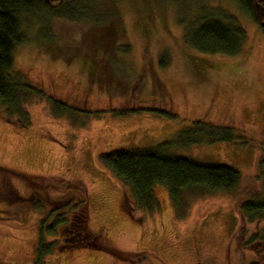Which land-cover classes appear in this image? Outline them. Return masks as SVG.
<instances>
[{"label": "rangeland", "instance_id": "rangeland-1", "mask_svg": "<svg viewBox=\"0 0 264 264\" xmlns=\"http://www.w3.org/2000/svg\"><path fill=\"white\" fill-rule=\"evenodd\" d=\"M19 17L25 40L12 70L43 95L24 104L27 125L0 106V264H34L41 235L53 243L44 264H264V241L245 243L264 217L246 221L238 208L264 199V34L240 2L78 0ZM232 18L244 29L239 53H205L187 41L201 19ZM49 98L69 114H53ZM197 120L229 127L232 139L169 152L234 169L231 192L186 190L175 208L156 185L157 208L147 212L99 160L173 141ZM70 195L86 204L95 248L59 249L73 211L71 203L51 210ZM57 215L65 222L44 235L40 220Z\"/></svg>", "mask_w": 264, "mask_h": 264}, {"label": "trees", "instance_id": "trees-1", "mask_svg": "<svg viewBox=\"0 0 264 264\" xmlns=\"http://www.w3.org/2000/svg\"><path fill=\"white\" fill-rule=\"evenodd\" d=\"M73 1L78 0H0V106L6 119L27 125L29 118L24 104L32 97L43 95L42 91L29 83L21 72L12 70L16 46L25 40L19 15L51 11ZM238 1L264 34V0ZM229 20V23H224L218 19H201L193 29H188L187 41L201 52L237 54L244 40V29L233 18ZM48 102L53 114L57 116L69 114L62 102L54 98H49ZM124 112L125 110L121 111ZM229 130L227 126L197 120L192 126L180 130L173 141H165L144 150L113 151L101 155L99 160L102 166L128 189L133 202L145 211L152 212L157 208L153 192L156 185H162L167 189L176 208L184 204L183 194L186 190H193L196 194L233 191L238 185L239 174L226 165L199 164L185 157L171 155L169 149L172 146L188 147L199 143L229 141L232 139ZM61 183L70 186L68 182H59ZM12 199L10 198L11 201ZM15 199L13 203L23 202L30 207H40L36 201ZM54 203L56 205L51 210L53 213L61 206H68L69 203L71 205L68 207L73 211L70 221L61 226L59 249L97 247L95 238L87 229V209L84 200L76 195H70L63 205ZM238 208L246 221L252 222L264 217V199L244 200L239 203ZM183 213L182 208L177 212L178 215ZM47 217L40 220V231L43 230L44 235L51 234L56 225L65 222L61 215L55 216L50 223L47 222ZM263 241L264 229L251 233L245 243L256 245ZM52 250L53 243L45 241L42 235L39 236L34 264H44L45 256Z\"/></svg>", "mask_w": 264, "mask_h": 264}]
</instances>
